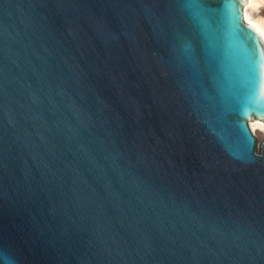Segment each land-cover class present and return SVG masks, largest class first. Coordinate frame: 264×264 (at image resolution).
Listing matches in <instances>:
<instances>
[{
	"label": "water",
	"instance_id": "1",
	"mask_svg": "<svg viewBox=\"0 0 264 264\" xmlns=\"http://www.w3.org/2000/svg\"><path fill=\"white\" fill-rule=\"evenodd\" d=\"M244 1L0 0V264H264Z\"/></svg>",
	"mask_w": 264,
	"mask_h": 264
},
{
	"label": "bare ground",
	"instance_id": "2",
	"mask_svg": "<svg viewBox=\"0 0 264 264\" xmlns=\"http://www.w3.org/2000/svg\"><path fill=\"white\" fill-rule=\"evenodd\" d=\"M242 7L244 20L256 28L264 41V0H245ZM247 124L256 140L264 136V121L251 119Z\"/></svg>",
	"mask_w": 264,
	"mask_h": 264
}]
</instances>
